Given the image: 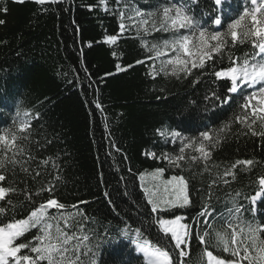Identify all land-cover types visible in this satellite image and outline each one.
Segmentation results:
<instances>
[{
	"label": "trees",
	"instance_id": "16d2710c",
	"mask_svg": "<svg viewBox=\"0 0 264 264\" xmlns=\"http://www.w3.org/2000/svg\"><path fill=\"white\" fill-rule=\"evenodd\" d=\"M168 4L186 7L201 27L222 32L244 8L253 7L250 0H222L219 6L214 0H57L43 5L34 0H0V20L5 21L0 25V131L28 119L30 151L35 157L29 165L31 174L17 169L18 193L10 194L16 207L6 202L9 197L0 201L5 208L0 226L26 219L50 198L65 204V211H76L72 205H77L84 214L77 217L84 226L81 235L90 237L92 249L83 264H146L136 250L137 242L144 240L157 246L166 244L180 264L173 244L159 231L161 215L182 214L192 229L183 264H199L200 252L207 247L199 245V234L219 227L221 214L227 217L234 201L254 209L245 212V217H255V223L264 227V194L255 206L246 198L259 190L258 178L264 176V137L252 136L235 122L234 117L244 111L241 92L229 93L230 81L217 80L213 74L229 66V54L243 57L252 51L251 46L244 43L226 48L223 62L214 56L204 69H193L181 79L163 73L153 79L149 74L152 53L145 45L162 43L172 33L144 34L136 27L139 18H128L129 6L147 13ZM121 12L126 13L127 23L123 34L119 33ZM217 17L221 25L214 23ZM110 36L117 40L106 42ZM155 64L159 67V60ZM243 90L244 94L251 92ZM225 124L230 129L221 134L220 146L212 150L208 172L200 161L187 160L176 168L165 159L175 158L182 144L199 140L201 132L215 135ZM254 128L260 131L258 125ZM172 131L181 135L173 138ZM184 154L200 155L191 148ZM49 158L47 165L37 167L39 161ZM238 159H252L254 164L248 170L238 166L234 181L228 177V184L218 180L209 188ZM157 169H163L169 178L177 174L187 178L188 206L152 212L146 195L149 188L141 177ZM36 171L41 175L35 176ZM50 182L55 191H40ZM10 183L11 174L0 186ZM237 192L241 195L236 196ZM205 206L210 215L200 217ZM49 213L57 210L49 209ZM205 220L209 225L202 222ZM36 234L37 229H31L17 243L33 240ZM209 250L220 258H232L222 250Z\"/></svg>",
	"mask_w": 264,
	"mask_h": 264
},
{
	"label": "snow or ice",
	"instance_id": "6c2138e0",
	"mask_svg": "<svg viewBox=\"0 0 264 264\" xmlns=\"http://www.w3.org/2000/svg\"><path fill=\"white\" fill-rule=\"evenodd\" d=\"M23 3L24 0H16ZM35 3L43 5L45 3H55L57 0H34ZM195 2V0H192ZM216 5H221L222 0H214ZM253 7L244 8L230 23L227 24L226 31H209L200 26L193 15L186 7L178 4H168L156 11L143 12L138 8L129 6V19L139 18L137 29H143L144 34L152 32H170L172 38L164 40L162 43L145 45L152 55L153 71L149 73L155 79L156 75L163 73L165 76H173L181 79L183 76L192 74L193 69H204L208 61L213 57H219L221 62L224 58L226 48L236 47L238 44L248 43L251 52H245L243 57H234L229 54L227 59L230 64L226 69L214 71L217 80L227 79L230 81L229 93L241 92L243 97L240 107L244 109L241 114H237L235 122L244 125L252 136L264 137V0H250ZM6 12V8L4 9ZM126 13L121 12L120 33L126 31L124 21ZM0 20V25L4 24ZM214 23L221 25L219 17ZM181 30H185L182 32ZM230 38V39H229ZM116 36H110L106 42L114 43ZM174 54V55H172ZM167 57V58H165ZM159 60V67L155 61ZM137 63H144L138 60ZM211 67V65H209ZM119 68V65L117 66ZM247 86L253 91L244 94L242 89ZM215 96L216 94L213 93ZM99 107V105H97ZM20 113L17 112V116ZM25 117L29 113H24ZM254 125H258L260 131H256ZM230 129L229 124L221 127L217 134L204 131L200 133L199 140H189L179 148V155L175 158L165 156L171 166L181 168V162L190 160L191 162H203L204 171L210 170L208 161L211 159L212 150L220 146L225 134ZM32 130L28 119L19 121L14 128L0 131V182H5L11 174V183L8 186H0V201L13 204L10 194H17L16 177L19 172L31 174L29 165L35 161L30 151L32 143L30 137ZM179 131H172L173 138L179 137ZM205 142H208L207 145ZM191 148L199 153L197 156H185V149ZM152 155H155L154 153ZM50 161L45 159L39 161L40 165H47ZM254 164L252 159L236 160L229 168L217 175V178L209 184L211 188L218 180L228 184V177L234 181L236 179L235 169L238 166H245L243 170H248ZM216 166V165H212ZM57 165L53 163V168ZM218 167V166H216ZM41 171H36L35 176H40ZM163 169H157L152 174V179L158 181L157 192L151 189L146 191L149 196L148 203L152 206V212L157 209L184 208L191 201L189 199L188 180L179 174L172 175L168 180H162ZM59 180L60 177H55ZM143 179V177H141ZM259 190L254 195L246 197L250 204L255 205L257 199L264 194V176L258 178ZM162 187L163 192L157 194ZM40 191H55V184L49 183L48 187H41ZM40 193L37 192L36 195ZM236 196L241 194L237 192ZM211 197V192H209ZM32 197H28L31 199ZM55 208L57 213H49V209ZM76 211H65L66 205L56 199H48L46 203L30 212L26 219L14 220L0 226V264H83V258L91 255L92 249L89 246L90 237L81 235L84 229L83 224L77 217H83L77 205H72ZM254 209H245L239 202H233V206L228 209L227 217L221 214L223 223L219 227H210L207 231H202L198 236L199 245H207L200 252L199 264H264V227L255 223V217L248 219L244 213ZM5 213V208L0 207V214ZM200 217L210 215L207 206L198 213ZM182 216L177 215L175 219H160L158 221L159 231L164 234V238L173 244L179 258L183 264V258L189 253L187 251L193 232L188 223H181ZM201 221H197L200 223ZM209 225V221H202ZM79 225V227H78ZM31 229H37V234L33 240H25L17 243L25 233ZM125 236L128 235L125 231ZM141 235L136 231V236ZM170 238V239H169ZM167 245L157 246L149 240L143 243L137 242L136 250L143 254L146 264H176L175 258L170 250H166ZM210 248L222 250L228 253L231 259L220 258L213 254ZM23 250H27L24 252Z\"/></svg>",
	"mask_w": 264,
	"mask_h": 264
},
{
	"label": "rangeland",
	"instance_id": "374dc122",
	"mask_svg": "<svg viewBox=\"0 0 264 264\" xmlns=\"http://www.w3.org/2000/svg\"><path fill=\"white\" fill-rule=\"evenodd\" d=\"M258 2H259V0H258ZM243 88L248 89L247 86H244ZM242 91H244V90L242 89ZM237 93H240V92L238 91ZM162 136H163V135H162ZM155 171H156V170L146 171V172L142 175L144 182L147 184V187H148L149 189H151L152 192H157V186H158V184H159L158 181H155V180L152 179V174H153ZM161 179L166 181V180H168V179H170V178L167 177V176L164 174L163 177H162ZM162 192H163V189H162V187H160V191H159L157 194L159 195V194H161ZM256 203H257V202H256ZM255 205H256V204H255ZM255 205H254V206H255ZM178 215L183 217V219L181 220V223H186L185 220H184V215H182V214H178ZM176 216H177V215H176ZM176 216H174V217H172V218H169V217H165V216L161 215L160 219H175ZM139 243H143V242H139Z\"/></svg>",
	"mask_w": 264,
	"mask_h": 264
},
{
	"label": "built area",
	"instance_id": "2783aa9c",
	"mask_svg": "<svg viewBox=\"0 0 264 264\" xmlns=\"http://www.w3.org/2000/svg\"><path fill=\"white\" fill-rule=\"evenodd\" d=\"M124 22V21H123ZM125 23V22H124ZM125 26H126V29H127V23H125ZM120 33V31H119ZM153 71V65L151 66V70H150V73Z\"/></svg>",
	"mask_w": 264,
	"mask_h": 264
},
{
	"label": "bare ground",
	"instance_id": "6f19581e",
	"mask_svg": "<svg viewBox=\"0 0 264 264\" xmlns=\"http://www.w3.org/2000/svg\"><path fill=\"white\" fill-rule=\"evenodd\" d=\"M167 134V133H166ZM172 137V136H171Z\"/></svg>",
	"mask_w": 264,
	"mask_h": 264
}]
</instances>
